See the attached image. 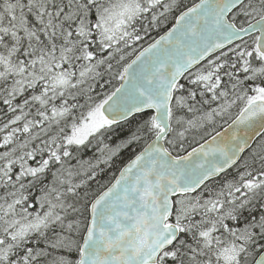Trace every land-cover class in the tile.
I'll return each mask as SVG.
<instances>
[{"label": "snow or ice", "instance_id": "1", "mask_svg": "<svg viewBox=\"0 0 264 264\" xmlns=\"http://www.w3.org/2000/svg\"><path fill=\"white\" fill-rule=\"evenodd\" d=\"M0 264H264V0H0Z\"/></svg>", "mask_w": 264, "mask_h": 264}, {"label": "trees", "instance_id": "2", "mask_svg": "<svg viewBox=\"0 0 264 264\" xmlns=\"http://www.w3.org/2000/svg\"><path fill=\"white\" fill-rule=\"evenodd\" d=\"M197 1L198 0H185L186 3H192V2H197ZM134 151H136L135 148L131 149V151H127V152L124 153V163L128 162V158L131 156V153L134 152ZM90 154L91 153H89V155ZM109 176H111V172H109L107 176L102 177V179H104V181L107 182Z\"/></svg>", "mask_w": 264, "mask_h": 264}]
</instances>
